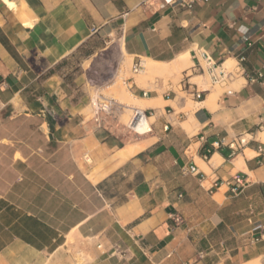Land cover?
I'll use <instances>...</instances> for the list:
<instances>
[{
  "label": "crops",
  "instance_id": "1",
  "mask_svg": "<svg viewBox=\"0 0 264 264\" xmlns=\"http://www.w3.org/2000/svg\"><path fill=\"white\" fill-rule=\"evenodd\" d=\"M142 1L0 0V264H76L75 231L86 264L264 258V0ZM112 34L133 64L189 54L165 86L126 79L153 109L142 136L90 119L93 85L74 60ZM204 55L239 71L213 85L194 67ZM191 165L199 174L181 172ZM236 174L239 192L224 183Z\"/></svg>",
  "mask_w": 264,
  "mask_h": 264
},
{
  "label": "rangeland",
  "instance_id": "2",
  "mask_svg": "<svg viewBox=\"0 0 264 264\" xmlns=\"http://www.w3.org/2000/svg\"><path fill=\"white\" fill-rule=\"evenodd\" d=\"M119 37V34L105 36L102 40L97 42V46L99 48L103 46L104 49L97 50L89 59H84V55H82L74 60L76 64L79 63L80 60H84L81 61L82 66L86 70L90 84L93 85L90 92L92 101H94L95 98L106 96L112 97L123 104L125 103V105H129L130 103H126L131 102V97L129 96L130 92L127 90L125 82L130 76L140 77L148 81L150 83L148 85L149 88H154L158 81H162L165 86L168 79L173 78V81H176L181 77L180 71L182 69L177 70L174 73L168 70H163L152 75L145 74V71L134 73L132 71V60L127 59L122 50H120ZM227 66L231 67V64L228 63ZM173 74H176L175 78L173 77ZM198 79L200 82L201 77ZM216 87L218 88V86ZM130 114L131 111L124 109L119 116V122L121 124L126 123ZM70 236L73 241L67 243V253L75 259L76 264H86L91 259L88 244L90 241L89 238H87L85 234H79L77 231L73 232ZM68 239L69 238H67V242L69 241ZM257 264H264V258L260 259Z\"/></svg>",
  "mask_w": 264,
  "mask_h": 264
},
{
  "label": "built area",
  "instance_id": "3",
  "mask_svg": "<svg viewBox=\"0 0 264 264\" xmlns=\"http://www.w3.org/2000/svg\"><path fill=\"white\" fill-rule=\"evenodd\" d=\"M192 3L193 0H143L141 5H155L158 9H164L167 6H175L177 4L190 5ZM194 67L202 73H207L213 85H223L227 83V81H229V79L239 71V67L228 69L227 67H224L223 63L216 64L207 55H204V57H202V62L198 61L197 65ZM143 68L144 63L139 60L133 64L132 71L134 73H139L143 70ZM187 84L189 85V82H187ZM191 93L196 99H200L202 97V92L199 90L192 91ZM124 109L131 111L128 121L121 124L128 134L133 136H142L151 131V123L149 119L153 109L128 107L112 97L101 96L99 98H95L91 105L90 119L94 122L97 128L107 130L109 127L116 128L118 123H120L119 116ZM257 126L259 130L264 129V117L259 119ZM239 142L241 144L246 143L244 138L239 139ZM258 150L261 151L262 149L259 147ZM181 172L183 174H199V170L195 165L183 167ZM224 183L227 184L233 192H239L245 185V179L236 174L230 179L225 180ZM217 185V181H215L213 183V187H216ZM171 219L176 225L183 222V218L178 212L173 213L171 215ZM262 228L263 225L258 223L254 226L253 231L258 232Z\"/></svg>",
  "mask_w": 264,
  "mask_h": 264
},
{
  "label": "bare ground",
  "instance_id": "4",
  "mask_svg": "<svg viewBox=\"0 0 264 264\" xmlns=\"http://www.w3.org/2000/svg\"><path fill=\"white\" fill-rule=\"evenodd\" d=\"M121 50H122V52H124V47L123 46L121 47ZM189 62H190L189 61V54L180 55L175 61H173L170 64H162V63H157V62H153L151 60L145 59L144 62H143L145 70L143 69L142 72L145 71L144 73L147 74V75H152L154 73H159V72H161L163 70H168V71H171V72H175L177 70L185 68L188 65ZM228 63H229V61H227L224 64V67H228L227 66ZM129 96L131 97V102L126 103V104L130 103L129 105H126V106H128V107H138L140 109H144L146 107V105H145L146 103L144 104V100L133 96L131 93H129ZM152 119L153 118H150V121ZM250 264H257V263H251L250 262Z\"/></svg>",
  "mask_w": 264,
  "mask_h": 264
}]
</instances>
